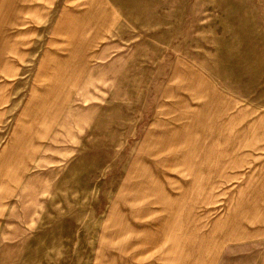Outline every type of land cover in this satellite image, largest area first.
<instances>
[{
	"label": "rangeland",
	"instance_id": "1",
	"mask_svg": "<svg viewBox=\"0 0 264 264\" xmlns=\"http://www.w3.org/2000/svg\"><path fill=\"white\" fill-rule=\"evenodd\" d=\"M0 264H264V0H0Z\"/></svg>",
	"mask_w": 264,
	"mask_h": 264
}]
</instances>
